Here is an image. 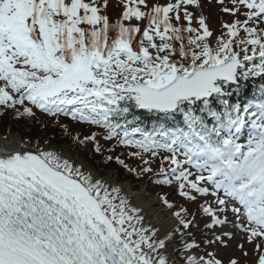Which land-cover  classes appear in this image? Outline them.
<instances>
[{
    "label": "snow or ice",
    "instance_id": "obj_1",
    "mask_svg": "<svg viewBox=\"0 0 264 264\" xmlns=\"http://www.w3.org/2000/svg\"><path fill=\"white\" fill-rule=\"evenodd\" d=\"M119 2L113 20L109 0H0V116L36 109L65 135L60 117L101 129L73 144L100 153V136L115 141L110 153L130 149L105 163L195 204L204 238L196 213L167 194L162 231L119 173L21 138L23 148L0 146V264H224L206 249L228 247L233 233L215 231L225 226L264 264V0H216L232 17L219 34L200 0Z\"/></svg>",
    "mask_w": 264,
    "mask_h": 264
},
{
    "label": "rangeland",
    "instance_id": "obj_2",
    "mask_svg": "<svg viewBox=\"0 0 264 264\" xmlns=\"http://www.w3.org/2000/svg\"><path fill=\"white\" fill-rule=\"evenodd\" d=\"M115 2V1H114ZM200 4H201V10L203 12V15H205L207 17V21L209 23V26L211 28H214L215 30H217V26L220 24V21L222 19L224 20H231L232 17L226 13H223L222 11H220V5L216 2V0H200ZM225 5L231 7V5L229 4V0H225ZM113 7H115V9L118 8V4L112 5ZM190 10H194V12L198 15V13H200V10H195V9H190ZM111 18H112V13H107ZM113 19V18H112ZM193 26H197L196 25V21H193ZM96 128H94L93 126L90 125H86V124H79V123H72L70 124V131L72 136L76 135L77 133L80 134L81 138H83V136L88 135L90 132L95 131ZM8 133H15V131H10L7 128H5V126L2 124V122L0 121V136H7ZM18 134V133H16ZM41 134V132H40ZM35 138L33 140V138H29V135H25V134H20L21 138H24V140H29L31 139V141L33 142L32 145L36 144L37 142L39 143H43L44 140H46L47 138H43L41 139V141L38 140V137ZM51 145H54L53 143H50ZM57 145V144H56ZM60 148H68L69 152L73 155L78 156L83 162L87 163V165L93 169H95L96 171H99L101 175H106V174H113L115 175L116 172L115 171H107L106 173H102L103 171L100 170V168L94 164L92 161H87L84 158H82L72 147L73 146V142H70L69 144H58L57 145ZM129 163L131 164H135V160L132 159L131 161H129ZM122 185H130L133 191H138L143 189L147 190V195L148 197H154L156 199L155 202V208H157L162 216L164 218H171V214L169 212V210L167 208H163L160 205L161 199L160 197L162 195L168 194L170 193V195L168 196V199L171 201L172 197L175 196V192L172 188H165V187H161L158 185H154L151 184L150 182H146V180H140V181H131V180H125V181H120ZM129 196V193H126ZM130 198V197H129ZM212 199V198H211ZM179 203L180 204H184L187 205V202L184 201L183 199L179 198ZM190 205H192L191 203H189ZM189 208V210L191 212H195L196 215L198 214V212L195 210L196 205L193 204L192 206H187ZM197 217L199 218V215H197ZM231 217V221L233 220L234 216L231 213L230 214ZM208 219V218H205ZM148 222V220H146ZM198 223H200V228L203 226L202 222L200 219H198ZM220 232H231L233 233V236L230 240H228V247H223L220 245H213L210 246V250H213L217 253V258L222 259L224 261L225 264L228 263V261L230 259H237L239 264H256V259H257V254L254 252L253 250V245L249 244L246 242V234L243 233L240 229L238 228H234V227H229V226H225L224 228H221ZM219 232V233H220ZM244 244V249H240L238 247V244ZM177 246H178V240H177ZM243 251H247L248 252V256L245 257L243 255Z\"/></svg>",
    "mask_w": 264,
    "mask_h": 264
},
{
    "label": "trees",
    "instance_id": "obj_3",
    "mask_svg": "<svg viewBox=\"0 0 264 264\" xmlns=\"http://www.w3.org/2000/svg\"><path fill=\"white\" fill-rule=\"evenodd\" d=\"M34 112L36 113V115L34 118H31V119L27 117H23L20 119H13V114L10 111H8V112H5L4 115L0 116V121L5 127L10 125L11 126L10 130L19 131L21 134H25L26 136L29 135L30 136L29 138H35L41 132L40 136L48 137V140L52 143L69 144L70 142H73L72 134L70 132V127H69V125L73 122L70 119H68V117H60V122L62 124H67L69 127L70 134L65 135L64 129L60 127V124H57L54 122V118H51L36 109H34ZM97 140L99 141V144L101 146L100 153H97L94 150V145L92 142H87L83 145L75 144L74 149L85 159L90 160L93 163L97 164V166L101 168V171H103L102 173H106L107 171H110V170L115 171L116 173H119L120 181L131 180V181L138 182L142 180V179H136L131 174L126 173L124 169L121 168L118 164H116L114 160L105 163V157L107 155L115 156V155L123 153L124 156H122V158H125L126 153L118 149H116L115 152L110 153L108 149L112 148L113 146L107 145L104 142H100L98 137H97ZM126 161H128V159ZM145 177H148V176H145ZM149 181L151 180L149 179ZM204 234H205V231L202 233L203 238H204ZM177 264H180L179 259H178Z\"/></svg>",
    "mask_w": 264,
    "mask_h": 264
},
{
    "label": "bare ground",
    "instance_id": "obj_4",
    "mask_svg": "<svg viewBox=\"0 0 264 264\" xmlns=\"http://www.w3.org/2000/svg\"><path fill=\"white\" fill-rule=\"evenodd\" d=\"M5 137H7V139H5ZM20 141L21 136L16 133H8L7 136H0V146H7L9 148H23L25 145L23 143H20ZM40 144L43 145V143ZM28 146L34 147L35 144ZM51 146L54 148H60L56 145ZM63 149L69 154H71L68 148ZM85 165H87V163H85ZM123 186L125 192L129 193V197L131 199L132 204L142 210L141 214L145 216V219L148 220V222H151L156 227L161 228L162 231L169 225L170 217L164 218L161 212L157 208H155L156 199L154 197H148L146 189L142 188L141 190L133 191L130 185Z\"/></svg>",
    "mask_w": 264,
    "mask_h": 264
}]
</instances>
